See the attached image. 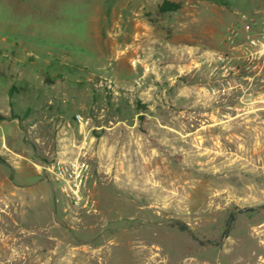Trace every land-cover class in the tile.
Masks as SVG:
<instances>
[{
    "label": "rangeland",
    "instance_id": "rangeland-1",
    "mask_svg": "<svg viewBox=\"0 0 264 264\" xmlns=\"http://www.w3.org/2000/svg\"><path fill=\"white\" fill-rule=\"evenodd\" d=\"M162 1L0 0V264H264V68L204 63L264 0ZM79 152L91 213L45 168Z\"/></svg>",
    "mask_w": 264,
    "mask_h": 264
},
{
    "label": "built area",
    "instance_id": "built-area-1",
    "mask_svg": "<svg viewBox=\"0 0 264 264\" xmlns=\"http://www.w3.org/2000/svg\"><path fill=\"white\" fill-rule=\"evenodd\" d=\"M204 63L208 69L209 90L229 93L239 85V79L252 78L264 68V10L241 14L228 24L220 40V48L208 55ZM81 126L88 121L75 114ZM50 177L60 183L71 207L91 213L97 211L95 175L85 152L57 157L45 167Z\"/></svg>",
    "mask_w": 264,
    "mask_h": 264
},
{
    "label": "trees",
    "instance_id": "trees-1",
    "mask_svg": "<svg viewBox=\"0 0 264 264\" xmlns=\"http://www.w3.org/2000/svg\"><path fill=\"white\" fill-rule=\"evenodd\" d=\"M180 5L177 3V2H174V1H171V0H163L162 3L160 4V10L161 11H168V10H174V9H177ZM1 158V156H0ZM247 210H255L257 209V207H248L246 208ZM235 219V213H231L229 219H228V222H227V226L224 230V235H227V233L229 232L230 230V227H231V223L234 221ZM179 226L182 228V229H189L188 226L185 224V223H180ZM210 242L212 243H216L215 240H210Z\"/></svg>",
    "mask_w": 264,
    "mask_h": 264
},
{
    "label": "bare ground",
    "instance_id": "bare-ground-1",
    "mask_svg": "<svg viewBox=\"0 0 264 264\" xmlns=\"http://www.w3.org/2000/svg\"><path fill=\"white\" fill-rule=\"evenodd\" d=\"M3 241H5L4 239L3 240H1V242H3ZM13 255H16L14 252H13Z\"/></svg>",
    "mask_w": 264,
    "mask_h": 264
}]
</instances>
